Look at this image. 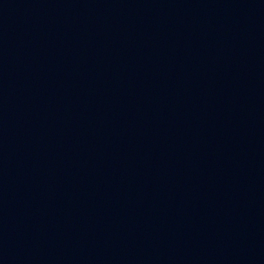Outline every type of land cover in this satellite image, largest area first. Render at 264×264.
<instances>
[{"label": "water", "instance_id": "water-1", "mask_svg": "<svg viewBox=\"0 0 264 264\" xmlns=\"http://www.w3.org/2000/svg\"><path fill=\"white\" fill-rule=\"evenodd\" d=\"M0 264H264V0H0Z\"/></svg>", "mask_w": 264, "mask_h": 264}]
</instances>
